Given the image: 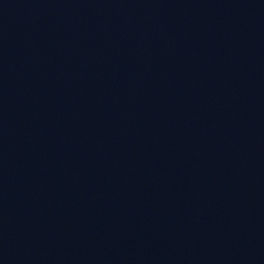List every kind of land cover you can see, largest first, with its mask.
I'll use <instances>...</instances> for the list:
<instances>
[{"label":"water","instance_id":"obj_1","mask_svg":"<svg viewBox=\"0 0 264 264\" xmlns=\"http://www.w3.org/2000/svg\"><path fill=\"white\" fill-rule=\"evenodd\" d=\"M0 264H264V0H0Z\"/></svg>","mask_w":264,"mask_h":264}]
</instances>
